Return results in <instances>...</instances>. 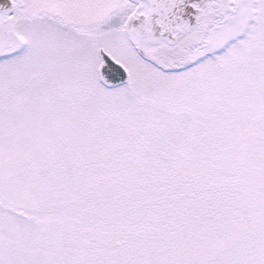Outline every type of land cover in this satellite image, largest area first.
<instances>
[{
    "label": "snow or ice",
    "instance_id": "1",
    "mask_svg": "<svg viewBox=\"0 0 264 264\" xmlns=\"http://www.w3.org/2000/svg\"><path fill=\"white\" fill-rule=\"evenodd\" d=\"M0 264H264V0H0Z\"/></svg>",
    "mask_w": 264,
    "mask_h": 264
}]
</instances>
